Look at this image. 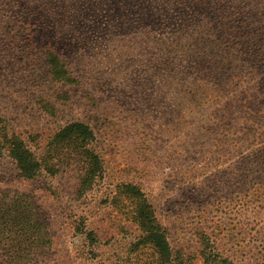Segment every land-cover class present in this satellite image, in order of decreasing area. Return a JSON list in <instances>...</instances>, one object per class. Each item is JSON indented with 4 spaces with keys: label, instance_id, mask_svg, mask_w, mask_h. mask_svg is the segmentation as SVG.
<instances>
[{
    "label": "rangeland",
    "instance_id": "rangeland-1",
    "mask_svg": "<svg viewBox=\"0 0 264 264\" xmlns=\"http://www.w3.org/2000/svg\"><path fill=\"white\" fill-rule=\"evenodd\" d=\"M179 2L0 0V264L150 262L151 250L134 249L139 200L126 185L152 205L181 264H206L207 249L264 264V186L237 106L254 68L210 84L185 67L171 46L187 18ZM238 5L264 26V0ZM47 48L66 58L70 82L51 78ZM73 122L93 130L103 162L88 187L84 153L51 145ZM4 132L41 163L34 179L2 151Z\"/></svg>",
    "mask_w": 264,
    "mask_h": 264
},
{
    "label": "trees",
    "instance_id": "trees-1",
    "mask_svg": "<svg viewBox=\"0 0 264 264\" xmlns=\"http://www.w3.org/2000/svg\"><path fill=\"white\" fill-rule=\"evenodd\" d=\"M179 6L187 18L181 29L171 31V46L185 67L207 73L205 80L210 84L215 79L221 81L229 73L232 74L235 68H239L238 65L244 67L245 64V69L250 66L254 68L252 86L245 88L243 102L237 106L239 109L245 107V114L250 118V121L243 120L247 122L244 124L248 128L243 142L248 143L251 139L255 142L248 143L247 146L251 150L247 158L254 164L255 173H259L258 185L262 188L264 132L259 136L252 133L255 129L264 130V26L260 22L254 25L247 23L253 18V12L258 10L241 8L238 0H180ZM157 20L158 23H163L162 17ZM45 58L52 79L71 81L67 60L57 49L47 48ZM229 105L233 109L236 107L234 102ZM4 136L6 141L2 145V151H8L22 178L34 179L42 169L41 163L18 136L9 137L6 133ZM94 141L95 134L89 125L73 122L60 129L51 143L57 148L79 149L84 153L87 171L83 184L86 187L92 185L103 172L100 156L89 148ZM125 191L130 197L139 200L136 220L141 238L134 244V249L137 251L141 247L152 251V260L145 264H181L174 256L167 229L158 222L152 205L142 191L133 185H126ZM211 252L207 249L203 255L206 264H229L227 260L219 261L218 257H212Z\"/></svg>",
    "mask_w": 264,
    "mask_h": 264
}]
</instances>
